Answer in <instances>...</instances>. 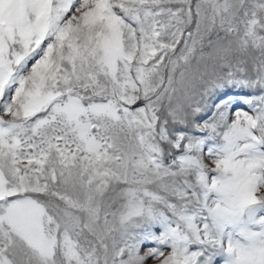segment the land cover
<instances>
[{
    "label": "snow or ice",
    "instance_id": "1",
    "mask_svg": "<svg viewBox=\"0 0 264 264\" xmlns=\"http://www.w3.org/2000/svg\"><path fill=\"white\" fill-rule=\"evenodd\" d=\"M150 260L264 264V0H0V264Z\"/></svg>",
    "mask_w": 264,
    "mask_h": 264
},
{
    "label": "rangeland",
    "instance_id": "2",
    "mask_svg": "<svg viewBox=\"0 0 264 264\" xmlns=\"http://www.w3.org/2000/svg\"><path fill=\"white\" fill-rule=\"evenodd\" d=\"M142 251H143V249H142ZM148 264H153V261H151V260H150V261H148Z\"/></svg>",
    "mask_w": 264,
    "mask_h": 264
}]
</instances>
